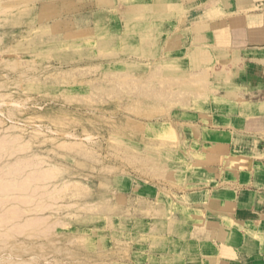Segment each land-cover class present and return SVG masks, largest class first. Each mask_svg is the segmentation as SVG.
Masks as SVG:
<instances>
[{"label":"rangeland","instance_id":"obj_1","mask_svg":"<svg viewBox=\"0 0 264 264\" xmlns=\"http://www.w3.org/2000/svg\"><path fill=\"white\" fill-rule=\"evenodd\" d=\"M178 4L0 0V264H186L229 63Z\"/></svg>","mask_w":264,"mask_h":264},{"label":"crops","instance_id":"obj_2","mask_svg":"<svg viewBox=\"0 0 264 264\" xmlns=\"http://www.w3.org/2000/svg\"><path fill=\"white\" fill-rule=\"evenodd\" d=\"M178 5L196 50L229 63L211 101L220 154L201 181L211 204L193 209L203 222L186 264H264V0Z\"/></svg>","mask_w":264,"mask_h":264},{"label":"bare ground","instance_id":"obj_3","mask_svg":"<svg viewBox=\"0 0 264 264\" xmlns=\"http://www.w3.org/2000/svg\"><path fill=\"white\" fill-rule=\"evenodd\" d=\"M5 142H7V141H5ZM5 142H4V144L2 145V147H4ZM11 143H13V142L11 141ZM0 145H1V142H0ZM12 146H13V145H12ZM16 147H17V146H16ZM14 148H15V147H14ZM8 149H9V148H8ZM9 150H10V149H9ZM3 155H4V154H3ZM27 162H28V161H27ZM19 165H20V164H19ZM22 165H23V164H22ZM25 167H26V166H25ZM27 167H28V165H27ZM36 167H37V165H36ZM13 169H14V167H13ZM13 169H12V170H13ZM23 169H24V168H23ZM14 170H16V169H14ZM14 170H13V173H12L11 171H10V172H11L12 174H14ZM19 171H20V170H19ZM39 172H40V173H38V174H39L40 177L38 176V178H40V179H41V177H44V178H45L46 173H44V172L42 173V171H39ZM11 173H10V174H11ZM47 173H48V172H47ZM34 174H35V173H34ZM48 174H50V173H48ZM4 175H6V174H4ZM30 175H32V173H31ZM32 176H33V175H32ZM32 176H29V177H32ZM48 176H50V175H48ZM0 177H1V175H0ZM2 177H3V176H2ZM36 177H37V176H36ZM36 177H34V181H33V179L31 178L33 183L36 181V179H35ZM31 179L29 178V179H27V180H28V181H29V180L31 181ZM41 180H42V179H41ZM46 180H49L48 177H47ZM13 181H14V180H13ZM25 181H26V180H25ZM30 181H29V182H30ZM38 181H39V180H38ZM0 182H2V181H0ZM3 182H4V183H3ZM3 182H2V186H4L3 184H5L6 181H3ZM40 182H41V181H40ZM8 183H9V182H8ZM11 183H12V182H11ZM11 183H9V184H11ZM14 183H16V182L14 181ZM14 183L11 184V185H15V187L13 186V187H14V190H17V189L19 190V188H16V184H14ZM23 183H24V182H23ZM30 183H31V182H30ZM9 184H8V185L6 184V185L9 186V188H10V185H9ZM25 184H26V183H25ZM28 184H29V183H28ZM17 185H18V182H17ZM2 186H0V187H2ZM24 186H25V185H24ZM37 186H38V185H36V186H34V187L36 188ZM18 187H19V185H18ZM20 187H21V186H20ZM22 187H23V185H22ZM29 187H30V186H29ZM40 187H41V186H40ZM4 188H7V190H8V187H4ZM11 188H12V186H11ZM38 188H39V187H38ZM23 189H24V188H23ZM0 190H1V189H0ZM4 190H5V191H3V189H2V192H6V191H7L6 189H4ZM20 190H21V188H20ZM32 190L34 191V189H32ZM35 190H36V189H35ZM10 191H13V189L10 190ZM52 191H53V190H52ZM23 192H25V191H23ZM48 193H49V192H48ZM36 194H37V193H36ZM40 195H41V194H40ZM25 196H26V195H25ZM35 196H36V195H35ZM7 197H8V196H7ZM7 197H6V198H7ZM26 197H27V196H26ZM37 197H40V196H37ZM24 198H25V197H24ZM32 199H33V198H32ZM13 200H14V199H13ZM23 200H24V199H23ZM34 200H35V199H34ZM38 200H39V199H38ZM0 201H1V199H0ZM20 201H21V200H20ZM32 201H33V200H32ZM26 202H27V201H26ZM34 202H35V201H34ZM40 202H41V201H40ZM2 203H3V202H2ZM37 204H38V203H37ZM24 205H25V204H24ZM52 206H53V205H52ZM52 206H51V207H52ZM39 207H40V206H39ZM45 207H46V206H45ZM45 207H43V208H45ZM47 208H49V207H47ZM12 210H13V209H12ZM4 211H5V210H4ZM9 211H10V210H9ZM6 212H7V211H6ZM14 212L17 214V212H16L15 210H14ZM8 213H9V212H8ZM10 213L12 214V211H11ZM3 214H4V213H3ZM0 215H1V214H0ZM18 215H19V214H18ZM18 215H17V216H18ZM0 217H1V216H0ZM3 217H4V215H3ZM3 217H1V218H3ZM5 217H7V215H6ZM12 217H13V215H12ZM9 218H10V217H9ZM14 219H15V218H14ZM42 219H43V217H42ZM5 220H6V218H5ZM30 220H32V219H30ZM3 221H4V219H3ZM3 221H2V219L0 220V222H3ZM38 221H39V220H38ZM33 222L35 223V221H33ZM40 222H41V221H40ZM4 225H5V224H4ZM28 225H29V226L31 225V227H32V226H33V223H32V222L30 223V221H29ZM34 225H35V224H34ZM52 225H53V224H52ZM21 226L24 227V225H21ZM26 226H27V225H25V228H26ZM53 226H54V225H53ZM4 227H5V226H4ZM18 227H20V226H18ZM22 227H20L21 230H22ZM33 227H34V226H33ZM39 227H40V226H38V228H39ZM13 228H14V227H13ZM16 228H17V227H16ZM27 228H28V227H27ZM27 228H26V229H27ZM35 228H36V227H35ZM17 229H19V228H17ZM49 229H50V228H49ZM15 230H16V229H15ZM23 230H24V229H23ZM42 230H44V228H43ZM46 230H47V229H46ZM8 231H9V230H8ZM9 232H11V230H10ZM13 232H14V231H13ZM41 232L43 233V231H41ZM45 232H46V231H45ZM49 232H50V231H49ZM2 233H3V232H2ZM4 233H5V230H4ZM7 233H8V232H7ZM15 233H18V234H19L20 232H18V230H17V232H15ZM23 233H24V232H23ZM37 233H38V232H37ZM13 235H14V234H13ZM33 235H34V234H33ZM36 235H37V234H36ZM9 236H10V235H9ZM29 236H31V234H30ZM4 237H5V236H4ZM32 237H33V236H32ZM36 237H37V236H36ZM8 238H9V237H8ZM1 241H2V240H1ZM9 255H10V254H9ZM1 257H2V256H1ZM1 257H0V258H1ZM10 258H11V257H10ZM3 259H5V258H3ZM6 259H7V258H6ZM18 261H19V260H18ZM2 262H3V260H2ZM2 262H1V263H2Z\"/></svg>","mask_w":264,"mask_h":264}]
</instances>
